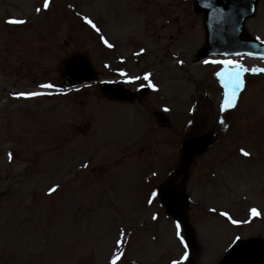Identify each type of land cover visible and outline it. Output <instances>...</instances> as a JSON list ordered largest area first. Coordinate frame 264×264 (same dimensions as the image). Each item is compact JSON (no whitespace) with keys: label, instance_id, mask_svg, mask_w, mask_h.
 I'll return each mask as SVG.
<instances>
[{"label":"rangeland","instance_id":"374dc122","mask_svg":"<svg viewBox=\"0 0 264 264\" xmlns=\"http://www.w3.org/2000/svg\"><path fill=\"white\" fill-rule=\"evenodd\" d=\"M246 29L264 43V0ZM205 37L193 0H0V264H188L157 191L186 138L210 131L186 187L195 262L264 242V60L196 62ZM73 54L149 92L125 104L96 83L66 90ZM228 62L243 82L218 107L214 72Z\"/></svg>","mask_w":264,"mask_h":264},{"label":"water","instance_id":"95a60500","mask_svg":"<svg viewBox=\"0 0 264 264\" xmlns=\"http://www.w3.org/2000/svg\"><path fill=\"white\" fill-rule=\"evenodd\" d=\"M259 0H196L198 11L204 10L207 17L208 39L207 46L199 52V58L214 54H242L251 47L254 50L258 45L246 38L245 22L255 15ZM96 79V74L91 64L82 56L75 55L65 63L63 81L66 86H75L82 82ZM103 92L111 98L119 100H133L130 92L121 89V93L113 86L104 85ZM161 118V116H160ZM165 123V119L160 120ZM213 141V136L204 139L192 140L186 143L185 153L189 158L186 168L191 163V157L195 153L204 150ZM164 204L168 212L182 220L186 227V240L196 251L194 233L188 225L185 210L186 199L180 189L173 190L170 187L162 189ZM193 261V260H192ZM221 264H264V245L258 247L255 240L239 241L227 254Z\"/></svg>","mask_w":264,"mask_h":264},{"label":"bare ground","instance_id":"6f19581e","mask_svg":"<svg viewBox=\"0 0 264 264\" xmlns=\"http://www.w3.org/2000/svg\"><path fill=\"white\" fill-rule=\"evenodd\" d=\"M213 83L216 85V88L218 91V95L216 96V98H215L216 100L214 101L215 105L219 106L225 102L226 103L229 102V91L227 90V88L222 83L219 75L215 76Z\"/></svg>","mask_w":264,"mask_h":264}]
</instances>
